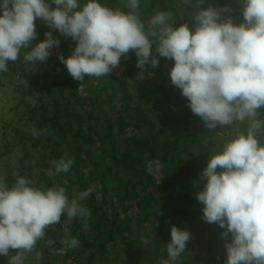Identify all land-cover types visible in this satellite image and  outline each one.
I'll return each instance as SVG.
<instances>
[{
  "label": "clouds",
  "instance_id": "9594fccd",
  "mask_svg": "<svg viewBox=\"0 0 264 264\" xmlns=\"http://www.w3.org/2000/svg\"><path fill=\"white\" fill-rule=\"evenodd\" d=\"M241 4L239 24L222 18V11L231 9L203 8V0H198L191 27L188 23L174 27L168 11L157 12L146 27L138 11L140 0H128V11L99 0L83 4L79 0H0V73L8 71V62L20 58L22 49L30 48L25 62H46L60 45L53 35L56 30L76 42L71 56L58 52L57 58L80 82L85 75H110L130 52H135L139 69L145 70L146 65L155 69L159 63L152 55L155 47L160 57L174 61L171 83L207 128L247 122L245 131H237L210 156L201 173L206 183L197 200L203 205V219L218 224L224 238L231 236L225 244L226 264H264V143L257 138L264 129L259 118L264 109V0H241ZM37 19L51 30L33 45ZM43 132L32 129L35 137ZM73 163L71 158L53 161L49 175L67 173ZM92 191L89 188L69 202L63 186L33 187L24 177L11 187L0 182V256L16 250L8 264H23L25 254L33 252L45 229L59 224L62 215L69 220L91 215L79 201ZM190 239L187 229L171 225L168 259L160 264H176ZM79 243L75 237L62 240L68 248ZM36 259H42L41 252H36Z\"/></svg>",
  "mask_w": 264,
  "mask_h": 264
},
{
  "label": "trees",
  "instance_id": "16d2710c",
  "mask_svg": "<svg viewBox=\"0 0 264 264\" xmlns=\"http://www.w3.org/2000/svg\"><path fill=\"white\" fill-rule=\"evenodd\" d=\"M197 2L190 0L186 5L183 0H140L138 11L146 27L161 11L172 13L174 27L184 23L191 27ZM127 3L128 0H109L104 5L128 11ZM202 7L221 10L227 7L231 11H222V18H231L235 24L243 22L241 0H203ZM35 23L38 35L33 45L43 41L45 32L51 30L39 19ZM53 35L60 40V45L51 50L46 62L36 61L42 75L32 81L33 89L29 92L31 95L45 92L46 96L39 98L34 107L23 100L16 109L28 117L31 125L26 139L31 141L33 152L28 158L33 160L40 148L42 161L73 159L70 170L57 174L56 178L69 194V202L76 198L74 185L80 192L93 189L90 197L79 201L91 215L71 220L62 215L59 224L45 229L44 238L37 241L33 252L25 254L23 264L36 260V252L47 255L38 264H56L57 256L63 257L64 264H84L85 253L90 254L86 264H160L162 259H168L171 225L187 229L195 237L187 242L176 264L200 261L226 264L225 244L231 236L224 238V230L218 224L203 219V205L197 200V194L206 183L201 173L210 156L237 131H245L247 122L209 129L191 112L181 90L171 94L175 89L172 83L166 86L169 91H165L163 100L157 94L159 88L143 90L138 80L142 70L137 67L135 52H130L127 59L122 57L124 65L119 74L112 72L99 78L85 75L84 81H77L57 58L58 52L65 58L71 56L76 42L58 30ZM28 51L30 48L21 50L19 59L22 60L16 61V71L27 64L23 57ZM152 55L159 59V69L168 61L156 53L155 47ZM5 74L12 77L7 71L0 73V78ZM259 118L264 120V109ZM33 128L41 132L46 129V132L35 137ZM257 138L264 143V129L257 133ZM150 163L161 165L166 179L161 184L149 172ZM42 166L50 168L48 163ZM21 169L29 172L33 168L22 164ZM20 177L26 178V174ZM15 182L11 178L8 186ZM96 183L99 188L95 189ZM149 222L165 234L163 239L156 235L149 236L145 242L139 235L135 241L125 238L131 224L141 229ZM72 237L79 240L78 247L62 244V240ZM196 244L200 247L198 252ZM9 252L10 256L16 255V250ZM106 257L110 261L106 262ZM8 262V257L0 256V264Z\"/></svg>",
  "mask_w": 264,
  "mask_h": 264
},
{
  "label": "rangeland",
  "instance_id": "374dc122",
  "mask_svg": "<svg viewBox=\"0 0 264 264\" xmlns=\"http://www.w3.org/2000/svg\"><path fill=\"white\" fill-rule=\"evenodd\" d=\"M79 2L81 3L80 0ZM99 2L107 4L109 0H99ZM21 55L22 54H20V57ZM21 60L22 58L18 59V62ZM173 64L174 61L168 60L163 64L161 69H159L158 66L153 69L150 65H146L145 70L141 71L138 78L141 88L145 91L157 90L159 88L157 94L159 95V99L163 100L165 91H169L166 86L171 83L169 71ZM16 65V62H8V71L12 73V77L9 78L8 75L5 74L0 78V182L9 185L11 178L17 180L22 173H25L26 179L33 187L50 188L54 185L61 186L56 175H49L50 169L54 171V164L53 162L50 163L47 159L46 162L42 161V150L40 148L33 160L28 158L33 152L31 141H27L26 139L31 125L28 124V117L18 112L16 109L17 105L22 104L21 102L23 100H25V104L28 103L30 107H34L38 105L40 101L39 98L46 96L45 92H33L32 95L29 93L30 90L33 89L31 85L32 81L42 75V72L38 69L36 62H27L24 68L19 71H16ZM123 65L124 59L121 57L120 65L114 69L113 72L119 74ZM149 73H154V75L150 76ZM82 91H84V89H82ZM179 92L180 89L175 87V89L171 91V94H178ZM84 96L86 97L87 94L85 93ZM221 136L223 137L225 134L221 132ZM44 163L50 164V168H44V166H42ZM22 164L27 167L31 166L33 168L32 171L26 172L22 170ZM148 169L158 180L159 184L166 180L161 172V165L159 163H150ZM42 177L46 179L43 180ZM73 188V196L77 198L81 192L77 185H74ZM94 188H99V184L96 183ZM66 196L69 197V194L66 193ZM90 196L91 194L88 197ZM108 209L110 210V208ZM144 228L148 229L144 231ZM130 229V233L127 234L125 238L132 241L136 240L137 235H139L141 239L143 237L144 239L142 241L144 242L149 241V236L154 237L156 235L163 239L165 235L150 222L144 223L141 229L138 228L136 224H131ZM190 240H195V237L192 236ZM199 248V245L196 244L195 251L198 252ZM204 253L207 252L205 251ZM63 254H65L64 251ZM89 255V253L83 255L82 261L84 264L87 263ZM43 256L46 257L47 255L43 254L42 258ZM11 257L12 255L10 256L9 253L8 258L10 259ZM206 259L207 257H205V260ZM106 260V262H108L110 258L106 257ZM54 261L56 264H64L63 257L57 256ZM28 262L30 264H38L39 260L36 259ZM70 262L71 261H69V263ZM205 262L206 261H200L196 264H206Z\"/></svg>",
  "mask_w": 264,
  "mask_h": 264
}]
</instances>
